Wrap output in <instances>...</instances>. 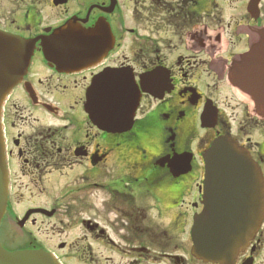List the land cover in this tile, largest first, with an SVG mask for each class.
<instances>
[{
    "label": "flooded vegetation",
    "instance_id": "obj_1",
    "mask_svg": "<svg viewBox=\"0 0 264 264\" xmlns=\"http://www.w3.org/2000/svg\"><path fill=\"white\" fill-rule=\"evenodd\" d=\"M68 21L76 31L101 28L111 44L96 63L71 73L45 59L41 41ZM0 33L38 39L2 107L9 194L1 246L57 258L31 232L38 226L52 234L58 223L79 229L58 245L79 263H97L96 243L120 264H213L191 255L203 151L217 136L231 137L264 177V112L241 99L264 96V61L242 60L264 48V0H0ZM111 70L139 93L122 132L99 130L84 109L93 79ZM223 92L235 102L231 115L216 103ZM68 96L69 106L55 104ZM206 104L216 117L201 128ZM253 132L261 137L254 146ZM10 223L24 232L19 245L8 237ZM263 253L264 217L233 264H264Z\"/></svg>",
    "mask_w": 264,
    "mask_h": 264
},
{
    "label": "water",
    "instance_id": "obj_2",
    "mask_svg": "<svg viewBox=\"0 0 264 264\" xmlns=\"http://www.w3.org/2000/svg\"><path fill=\"white\" fill-rule=\"evenodd\" d=\"M103 32L99 27L92 31H76L74 23L68 21L50 37L41 39L44 57L60 72H74L91 66L110 49L111 44H106L108 33ZM262 37L264 42V34ZM36 41L38 39L24 40L0 33V223L8 196L1 108L8 93L25 75ZM242 60L253 61V64L262 63L264 48H252ZM145 79H141V83ZM138 98L132 81L123 72L105 71L93 79L87 89L84 109L99 130L121 132L127 130ZM250 99L258 110L264 111V96L251 95ZM211 115L209 106H205L202 122H208ZM202 158L203 210L193 218L191 254L207 263L233 264L262 222L264 179L249 152L228 137L215 139ZM0 264L59 263L50 253L42 250L9 252L0 245Z\"/></svg>",
    "mask_w": 264,
    "mask_h": 264
},
{
    "label": "rangeland",
    "instance_id": "obj_3",
    "mask_svg": "<svg viewBox=\"0 0 264 264\" xmlns=\"http://www.w3.org/2000/svg\"><path fill=\"white\" fill-rule=\"evenodd\" d=\"M226 94L224 92L221 93V95H219V97H218V100H216V103L218 102V105L221 107V109L224 111V113H226V115H228V114L231 115V111H232L231 107H234V103L235 102H234L233 99H231L229 93H226ZM13 101L16 102L17 100L14 99ZM71 101H72V98L69 97V96L68 97L56 98L54 100L55 104L57 106H59V107H62V108H65L66 106H69L68 104ZM237 122L238 121H235V124H237ZM235 124H233L234 127L236 126ZM199 129H200V127H199ZM250 139H251V142L257 143V142L260 141V135H258V133H253L252 135H250ZM21 180L24 181L22 177H21ZM98 183H100V182H98ZM179 186H180V184L179 185H175L174 187L176 188V187H179ZM22 208H24V206H21L20 209H22ZM54 222L57 223L56 219L54 220ZM57 224L55 226V227H57V231L56 230H55V232L53 231L54 233H52V234L49 233L47 230H45V228H42L40 231H38V226H34L33 230L34 231L36 230V232L34 233V231H33L31 233H33L34 236L37 238V241H38L37 244H40V243L42 244V241H43L45 246H46V248L55 250L56 251L55 253L58 256L57 258L63 264H85L84 262L83 263H79V260L74 258L73 254L69 250H66V249L58 250V245L60 243H65V244L67 243L68 244V243H70L72 241V239L75 236L80 235L79 229L75 228L74 226H72L69 230L68 229L65 230L66 227H64V226L61 227L60 225H57ZM8 225H9L8 237L13 242H15L16 245L21 244L19 239L23 240V233L24 232H21V229L19 227H17L16 225H14V224L10 223ZM60 229L61 230H65V231L62 234H58V231ZM2 243H3V246L6 249H8V250L14 248V246L13 247L7 246V244H5L3 241H2ZM93 249L95 251V254L97 255V257L95 258L97 263H95V264H118L121 261V259L119 257H117L116 254H114V253L109 254L108 251H106L108 249L103 247L101 244H96L95 243ZM261 259H262V261L264 260V253H263V256H262ZM261 259H260V261H261Z\"/></svg>",
    "mask_w": 264,
    "mask_h": 264
}]
</instances>
